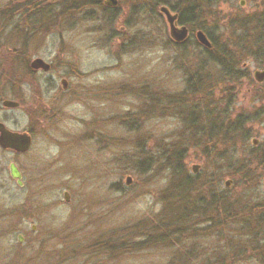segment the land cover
I'll return each mask as SVG.
<instances>
[{
	"label": "rangeland",
	"instance_id": "obj_1",
	"mask_svg": "<svg viewBox=\"0 0 264 264\" xmlns=\"http://www.w3.org/2000/svg\"><path fill=\"white\" fill-rule=\"evenodd\" d=\"M123 1L118 0L115 34L121 31L123 38H129L136 30H144L156 40L141 47L113 37L102 40V32L95 33L101 23L80 21L71 29L52 30L31 38L28 66L41 59L49 68L31 69L33 75L23 74L16 60L18 74L14 79L11 74L16 86L0 90V96L1 92L5 94L0 97V123L10 131L29 132L32 139L24 154L0 148V264H91L80 257L85 251L69 245L71 241L89 239L95 230L104 234L125 222L151 219L159 212L160 192L169 185V174L159 172L150 183L148 173L139 179L131 173L119 179V170L129 168L123 160L124 153L131 155L135 150L125 139L149 137L151 147L146 148L151 149L161 142L182 141L180 146L188 150L184 160L188 174L193 176L191 166L199 165L198 173L204 166L197 149H186L184 122L177 112L158 115L157 107L149 113L145 108V116L140 115L143 103L137 96L146 87L165 95H176L185 89L187 65L181 69L177 65L195 64L197 57L202 58L194 45L197 30L188 37L186 53L182 54L166 43L171 41L168 26L159 13L152 25L147 20L137 26L125 25L129 10L127 5L119 6ZM210 13V22L216 24L218 20V26L209 34L220 44L236 43L242 28L254 29L257 21L264 18V0H220ZM227 20L235 22L225 24ZM223 25L227 26L224 32ZM229 32L233 33L228 36ZM259 45L264 47V40ZM242 67L250 81L264 83H257L253 77L255 71L264 70V54L248 56ZM213 73L216 70L210 72L209 79ZM240 87L229 103L235 110L249 104L246 83L243 81ZM4 100L17 102L19 107L6 109L1 105ZM145 102L143 106L151 103ZM253 139L259 142L258 148L264 149V124L255 128L248 142L251 147ZM10 163L20 172L22 187L10 177ZM127 177L131 179L129 185L125 184ZM262 180L258 194L253 196L258 200L264 198ZM227 181L223 180L222 191L231 188V182L224 186ZM65 192L67 203L63 200ZM18 236L23 238L21 243ZM37 236L45 242H37ZM141 255V264L165 261L156 255ZM140 263L134 259L122 264Z\"/></svg>",
	"mask_w": 264,
	"mask_h": 264
},
{
	"label": "trees",
	"instance_id": "obj_2",
	"mask_svg": "<svg viewBox=\"0 0 264 264\" xmlns=\"http://www.w3.org/2000/svg\"><path fill=\"white\" fill-rule=\"evenodd\" d=\"M102 2H0V90L4 87L11 90L16 86L13 81L18 74L16 60L23 74L33 75L27 59L30 40L52 30L63 31L80 21H93L102 25L95 31L102 32V40L113 37L141 47L155 39L144 30H136L129 38H123L121 31L116 35L113 29L118 17L117 8H107ZM219 2L125 0L119 3V6H128L125 25L137 26L144 20L152 25L154 19L160 17L158 7L165 6L178 15V23L187 27L190 33L200 30L209 41L210 48L194 42L202 55L199 60L197 57V63L177 65L180 69L187 65L185 89L181 93L165 95L147 87L146 91L142 88L137 92L143 103L138 114L145 116V108L149 113L157 107L158 115L177 112L184 122L186 136L183 143L187 144L186 149L195 148L200 152L204 166L198 174H188L184 164L188 150L180 146L182 141L161 142L151 149L148 148L149 137L125 139L135 150L131 155L124 153L123 160L129 168L119 170V179L128 173L136 179L148 173L150 183L164 171L169 174V185L160 192L162 205L151 219L143 218L133 224L125 222L104 234L94 229L89 239L71 241L70 246L73 244L76 245L74 248L85 251L80 257H85L87 263L122 264L134 259L140 263L138 258L144 253L165 259L164 263L158 264H264V198H253L258 194L264 176V152L260 151L264 149L253 148L248 143L255 128L264 124V83L258 85L250 81L247 70L242 67L248 56L264 54V47L259 45L264 40V18L257 21L254 29L242 28L236 43L220 44L208 32L218 26V20L216 24L210 22L213 17L210 11L217 8ZM234 22L227 20L225 24ZM239 23L246 26L245 22ZM222 27V32L227 30L226 25ZM230 33L233 32L228 36ZM166 43L180 53H186L188 41ZM214 70L216 73L209 79ZM243 81L250 91L249 104L235 110L234 105H229L230 99L234 98L233 93L236 96ZM3 95L1 92L0 97ZM145 101L151 102L150 105L143 106ZM39 107L36 110L39 109L40 114L42 109ZM136 130L132 132L136 133ZM239 150H242L241 156H238ZM223 180H230L231 188L222 191ZM35 240L40 244L45 242L39 236ZM72 253L75 258V252Z\"/></svg>",
	"mask_w": 264,
	"mask_h": 264
},
{
	"label": "water",
	"instance_id": "obj_3",
	"mask_svg": "<svg viewBox=\"0 0 264 264\" xmlns=\"http://www.w3.org/2000/svg\"><path fill=\"white\" fill-rule=\"evenodd\" d=\"M117 4V0H105V6L107 7H115ZM159 13L165 19L166 24L168 26V33L169 37L173 42L176 43H184L188 38V30L185 26H177V15L171 13L165 6H161L159 8ZM195 39L196 41L205 48H210V43L207 40L205 34L198 30L195 32ZM30 69L32 70H42L46 71L49 68V65L43 62L41 59H35L29 64ZM254 80L257 83H261L264 80V70L263 71H255L253 73ZM65 81H61V86L65 89ZM2 107L6 109H15L19 107L17 102H13L10 100H4L1 102ZM32 139L31 136L26 132H15L10 131L3 124L0 123V148L4 151L14 152L17 154H24L26 153L31 147ZM251 144L255 146L257 144L256 140H252ZM192 172L195 173L198 166L193 165ZM8 171L10 177L15 180L16 184L19 187H22L21 182V174L15 164L10 163L8 166ZM131 183V179L129 177L126 178L125 184L129 185ZM230 182H225L224 186L228 187ZM262 186L264 189V179L262 180ZM63 200L67 203L68 202V194L65 192L63 193ZM32 230H35V227L32 226ZM22 236H18V242H22Z\"/></svg>",
	"mask_w": 264,
	"mask_h": 264
},
{
	"label": "flooded vegetation",
	"instance_id": "obj_4",
	"mask_svg": "<svg viewBox=\"0 0 264 264\" xmlns=\"http://www.w3.org/2000/svg\"><path fill=\"white\" fill-rule=\"evenodd\" d=\"M103 4H104V6H105V1H104ZM117 5H118V0H117V4H116L115 7H107V6H106V7H107V8H110V9H113V8L116 9V8H117ZM160 7H161V6H159V8H160ZM166 8H167V7H166ZM167 9H168V8H167ZM168 10H169V9H168ZM169 11H170V10H169ZM170 12H171V11H170ZM171 13H173V12H171ZM174 14H176V13H174ZM176 15H177V14H176ZM176 22H177V26H178V27L183 26V25H180V24L178 23V15H177V21H176ZM186 28H187V27H186ZM187 30H188V29H187ZM197 31H198V30H197ZM191 35H192V33H190L189 30H188V37H190ZM187 40H188V38L186 39V41H187ZM171 41H172V40H171ZM186 41H185V42H186ZM172 42H173V41H172ZM173 43H175V42H173ZM175 44H181V43H175ZM26 133L29 134V132H26ZM186 133H187V132H186ZM29 135H30V134H29ZM30 136H31V135H30ZM254 140H256V139H254ZM256 142H257V144H256L255 146H253V145L251 144L253 148L258 147L259 142H258L257 140H256ZM196 166H198V168L196 169V172H195V173H193V172H192V168H190V171L192 172V175H196V174H198L199 165H196ZM191 167H192V166H191ZM228 182H231V181L228 180ZM31 230H32V226H31ZM32 231H33V230H32Z\"/></svg>",
	"mask_w": 264,
	"mask_h": 264
}]
</instances>
